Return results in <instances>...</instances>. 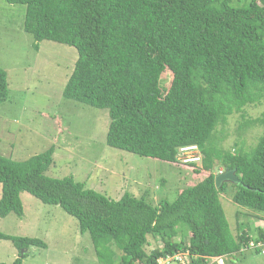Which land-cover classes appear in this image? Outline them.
I'll return each mask as SVG.
<instances>
[{
	"label": "trees",
	"instance_id": "16d2710c",
	"mask_svg": "<svg viewBox=\"0 0 264 264\" xmlns=\"http://www.w3.org/2000/svg\"><path fill=\"white\" fill-rule=\"evenodd\" d=\"M6 1L26 6L23 27L37 50L43 40L77 49L63 96L109 110V146L180 165L196 183L159 204L149 192L114 200L73 176H48L55 146L25 161L0 154L1 217L24 215L23 192L60 206L90 234L100 264H158L187 251L186 264H210L213 257L264 253V226L256 236L249 228L233 234L220 197L230 184L236 204L264 214V110L251 118L244 110L264 104V0ZM8 96L0 65V103ZM235 113L244 119L240 132L263 129L249 149L223 146ZM186 145L199 147L201 163L178 159ZM221 166L235 169L240 181L217 187ZM150 235L162 246L148 252ZM0 239L19 253L0 264H27L32 246H48L1 231Z\"/></svg>",
	"mask_w": 264,
	"mask_h": 264
},
{
	"label": "rangeland",
	"instance_id": "374dc122",
	"mask_svg": "<svg viewBox=\"0 0 264 264\" xmlns=\"http://www.w3.org/2000/svg\"><path fill=\"white\" fill-rule=\"evenodd\" d=\"M25 13V5L0 0V65L9 82L8 99L0 103L1 155L25 161L55 146L48 176H73L114 200L126 191L138 197L149 192L151 201L159 204L162 199L173 201L184 187L196 183L191 171L180 165L109 146V110L63 96L78 58L77 49L43 40L37 50L36 39L23 27ZM244 110L247 118L256 117L264 110V104L249 105ZM242 121L241 113L229 117L225 148L235 151L238 142L249 149L257 143L263 129L253 126L240 132L238 125ZM218 170L219 173L225 169L221 166ZM232 194L229 184L220 197L233 234L249 228L251 235L256 236L257 227L264 226V214L248 212L233 201ZM21 197L24 215L0 216V231L39 238L48 244L46 248L32 246L25 258L27 264H100L90 234L81 233L75 217L28 192ZM160 246L162 241L150 235L145 249L151 252ZM18 255L12 241L0 239V262L11 263ZM210 264H264V253L250 250L245 256L213 257Z\"/></svg>",
	"mask_w": 264,
	"mask_h": 264
},
{
	"label": "built area",
	"instance_id": "2783aa9c",
	"mask_svg": "<svg viewBox=\"0 0 264 264\" xmlns=\"http://www.w3.org/2000/svg\"><path fill=\"white\" fill-rule=\"evenodd\" d=\"M178 159L184 163H190L193 161H199L201 159V154L196 145H187L180 148ZM250 244L254 245V242H251ZM259 244H264V242ZM190 256L191 253H189V251L181 252L172 256L160 258L158 264H186Z\"/></svg>",
	"mask_w": 264,
	"mask_h": 264
},
{
	"label": "water",
	"instance_id": "95a60500",
	"mask_svg": "<svg viewBox=\"0 0 264 264\" xmlns=\"http://www.w3.org/2000/svg\"><path fill=\"white\" fill-rule=\"evenodd\" d=\"M240 178L236 174L235 169L226 168L224 171L219 172L215 177L216 186L220 187L224 182L238 183Z\"/></svg>",
	"mask_w": 264,
	"mask_h": 264
},
{
	"label": "clouds",
	"instance_id": "9594fccd",
	"mask_svg": "<svg viewBox=\"0 0 264 264\" xmlns=\"http://www.w3.org/2000/svg\"><path fill=\"white\" fill-rule=\"evenodd\" d=\"M186 146H187V145H186ZM196 146H197V145H196ZM197 148L199 149L198 146H197ZM199 152H200V154H201V159H202V153H201L200 149H199ZM201 159H200L199 161H193V162L200 163Z\"/></svg>",
	"mask_w": 264,
	"mask_h": 264
}]
</instances>
